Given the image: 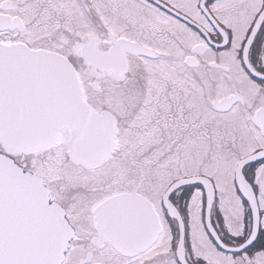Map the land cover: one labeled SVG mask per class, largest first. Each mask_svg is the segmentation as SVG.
Here are the masks:
<instances>
[{
    "label": "snow or ice",
    "instance_id": "1",
    "mask_svg": "<svg viewBox=\"0 0 264 264\" xmlns=\"http://www.w3.org/2000/svg\"><path fill=\"white\" fill-rule=\"evenodd\" d=\"M0 264H264V0H0Z\"/></svg>",
    "mask_w": 264,
    "mask_h": 264
}]
</instances>
